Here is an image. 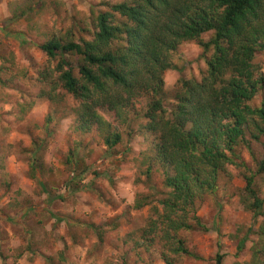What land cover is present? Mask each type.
Here are the masks:
<instances>
[{"label":"clouds","instance_id":"1","mask_svg":"<svg viewBox=\"0 0 264 264\" xmlns=\"http://www.w3.org/2000/svg\"><path fill=\"white\" fill-rule=\"evenodd\" d=\"M100 11L116 17L112 26L122 37L119 46H130L127 32L122 31L125 24L149 37L153 50L149 62L156 70L144 72L162 93L156 96V90L148 87L145 94L168 128L175 126L185 137L186 147L174 164L177 177L161 169V178L154 183L152 172L139 168L135 175L114 176L115 163L107 161L110 171L103 163L111 138L101 142V160L91 167L73 164L71 141L48 147L42 161L32 159L40 139L46 137L37 133L39 138H34L31 131L21 130L33 114L42 113L51 123L54 103L73 110L85 100L91 104L83 93L93 89L103 93L105 79L128 86L127 75L112 66L110 56L97 58L88 51L83 54L89 62L101 66L99 78L85 68L82 78L91 88H81L75 81L65 84L62 78L71 69L51 55L59 51L56 41L70 33L76 45L90 46L96 34L93 21ZM148 19L156 24L154 33L144 29ZM204 20L203 29L184 28ZM74 25L87 27L74 29ZM0 38L10 43L16 38L0 58V66L10 68L17 83L31 88L39 82L43 74L36 69L41 63L57 81L39 106L17 87H0V137L10 146L0 164V208L26 210L58 198L67 205L62 212L47 215L36 229L28 227L22 212L9 213L10 221L0 224V264H125L132 233L117 222L125 214L150 219L158 229L151 246L140 240L129 251V261L135 264H264V0H0ZM241 86L246 89L243 94ZM181 89L179 96L167 95L165 104H160L165 93ZM193 90L212 127L226 133L213 134L211 152L210 145L196 138V125L191 121L181 125L174 115L188 106L182 97L192 99ZM26 101L30 112L17 123ZM150 110L142 114L145 123L150 122L146 115ZM95 111L112 123L102 107ZM45 168L53 178L66 172L68 178L53 184L44 178ZM181 169L188 174L182 181ZM40 239L48 246L33 247L32 241Z\"/></svg>","mask_w":264,"mask_h":264},{"label":"rangeland","instance_id":"2","mask_svg":"<svg viewBox=\"0 0 264 264\" xmlns=\"http://www.w3.org/2000/svg\"><path fill=\"white\" fill-rule=\"evenodd\" d=\"M101 13L104 12L100 11V14ZM98 17L99 16H97V18L93 21L96 32L98 31ZM115 19L116 17L111 16L110 22L112 23ZM19 27H23V24L19 25ZM81 27L86 28L87 26L74 25V29H80ZM59 40L73 42L74 37L70 33L67 37H63ZM14 43H16V38H13L11 43L7 38H0V58H3L8 53ZM21 43L24 44L25 48L27 47L26 42L22 41ZM115 46H117L116 49L119 48L118 43H116ZM187 52L189 58L194 55L190 48ZM72 60L77 62V57L73 56L70 61L73 62ZM0 67L3 68L1 72L0 87H17L22 92L29 93L32 96L33 104H36L37 106L48 99V96L50 95L48 89L57 84V81L52 79V73L46 63H41V65L36 69L43 75L41 80L34 83L31 88H27L23 84L17 83V77L12 74V70L10 68L3 66ZM75 74L78 76V71L76 69ZM22 75L26 77L28 75L27 71H25ZM37 85H39V87ZM174 93L175 91L165 93L163 103L165 104L167 95H174ZM150 101L149 97L145 95L136 100V102L128 108L123 109V111L118 115L116 112H110L103 109L111 118L112 123L109 124L103 117L100 116L104 123L102 127L98 126V124L92 119L78 121V109L73 110L64 104L57 102L53 105L54 114L51 123L44 119L42 113H36L32 115L29 123L24 125L21 130L31 131L34 138H39L37 137V133H41V135L46 133V137L40 139L39 144L35 147V152L32 157L33 160L39 159L42 161L48 147H56L61 141H71L73 151L75 152V156L71 159L77 168L96 165L97 161L101 160L102 157L101 152L98 151L101 147V142L104 141L107 136H117L120 138L119 143L114 148H110L109 156L105 157L103 160L105 169L109 171L111 170V165L107 162L111 159L118 168V171L112 173L114 176L127 177L129 172H132L133 175H135V169L139 168L142 172L151 171L153 182L156 183L161 178V169L172 177H177L178 174L175 166L169 163L164 165L159 162L158 143L160 141L159 137L163 133L165 126L159 129L157 133H152L149 130L150 122L145 123V119L142 114L145 113V109L149 108ZM19 112L20 116L17 123L23 121L28 112H30V106L27 101L25 102V105L20 107ZM0 127H2V125H0ZM137 148L140 149L139 152H137ZM9 149L10 146L6 144L5 139L0 137V164L3 163ZM121 156L124 157L123 163L120 162ZM70 171L71 169H69V172ZM33 173L39 175L35 168H33ZM44 178L53 184H58L63 179L68 178V172H66L60 179H56L50 175V170L45 168ZM218 182L222 183V179ZM2 192L3 184L0 182V193ZM66 206V203L63 202V198H58L56 200L48 201L43 206L40 203H37L34 207H30L26 210H24L22 206H9L6 210L4 208H0V224H5L10 221V217L8 216L9 213L20 214L22 212V219L28 227L36 229L40 226V222L43 221L47 215H56L58 212H62ZM95 219L103 221V218L99 216L95 217ZM117 222L124 223V226L132 233L126 242L127 247L125 248L124 259L125 264H135L134 261H129L128 253L129 251L135 250V248L139 246L140 240L144 241L145 246H151L152 235L146 233L151 220H145L143 216L133 218L125 214L124 216L118 218ZM144 225H147V227ZM88 227L90 229L91 226L89 225ZM32 246L36 248H44L48 245L47 241L40 239L33 240ZM137 255H139V253H137Z\"/></svg>","mask_w":264,"mask_h":264},{"label":"trees","instance_id":"3","mask_svg":"<svg viewBox=\"0 0 264 264\" xmlns=\"http://www.w3.org/2000/svg\"><path fill=\"white\" fill-rule=\"evenodd\" d=\"M110 17L111 15L108 13H101L99 15L97 19L98 31L95 34L93 43L87 48L80 47L72 41L65 42L58 39L56 45L59 51L51 54L53 59L58 60L61 65H69L71 69V71L65 73L62 78L65 84L69 83V81H75L81 88H91L92 86L86 85L85 80L82 78V72L85 68L88 72H95L99 78V69L101 66L89 62L88 57L83 54L85 51L94 54L97 58L110 56L113 61L112 66L117 71L127 75L128 80L125 81L128 85L127 87L119 82L105 79L103 80V93L94 89L83 93L84 96L91 98L92 102L89 104L88 101L85 100L83 106L78 109V121L92 119L100 127H102L104 123L102 118L95 111L96 106L102 107L104 110L110 112H116L118 115L123 109L128 108L134 104L136 100L145 96L144 90L146 88L151 87L155 89L156 96H161L162 93V89L159 88V85L144 72V69L148 68H151L153 71L156 70L155 66L149 62L153 55V50L148 47L149 37L142 33L139 28H130L125 24L122 31L127 32V39L130 46L128 48L119 46V48L116 49L117 46H115V44L118 40L122 39V37L120 36V32L113 28ZM189 19L191 20V17H189ZM181 23L183 22L181 21ZM206 26L207 21L204 20L201 24H195L193 21V27L191 28L185 24L184 28L188 29L189 32H194ZM144 29L146 32L154 33L156 24L152 19H148V23L144 25ZM73 56L77 57V62L73 60V62L70 61ZM75 69L78 71V76L75 74ZM2 70L3 68L0 67V81ZM252 87L253 90H255V85H252ZM183 91V89L175 91L174 95L179 96ZM243 92H246V89H243V86H241V94H243ZM125 97L128 99L125 100ZM182 99L187 100L188 106L182 107L180 112L178 114L174 113V115L181 125H185L189 121L196 125V138L201 140L202 143L210 145L209 151L211 152V145L214 142L213 134L225 135L226 133L219 128L212 127L204 105L196 98L195 90H193L192 99H188L187 96L182 97ZM160 104H164L163 98ZM148 109H151L147 112V116L151 118L149 130L152 133H157L159 129L165 126L163 133L159 137V162L164 165L169 163L174 166L182 150L186 147L185 137L175 126L169 129L168 125L163 122V118L156 115L155 110L152 109V100L150 101ZM161 111H163V108H161ZM108 138L112 139L110 148H114L120 141V138L116 139L117 136H107L106 139ZM187 175L188 174L181 169V175L178 178L182 181ZM157 231L156 223L152 221L149 222L146 233L153 236Z\"/></svg>","mask_w":264,"mask_h":264}]
</instances>
